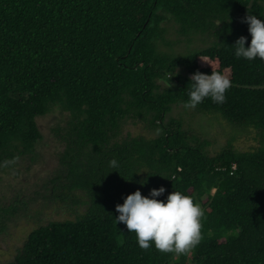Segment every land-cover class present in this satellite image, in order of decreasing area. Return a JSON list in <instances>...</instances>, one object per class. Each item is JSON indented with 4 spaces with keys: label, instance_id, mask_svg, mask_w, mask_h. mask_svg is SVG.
<instances>
[{
    "label": "trees",
    "instance_id": "trees-1",
    "mask_svg": "<svg viewBox=\"0 0 264 264\" xmlns=\"http://www.w3.org/2000/svg\"><path fill=\"white\" fill-rule=\"evenodd\" d=\"M248 14L264 19V0H0V173L18 179V159L30 171L51 144L38 124L50 114L57 159L49 175L1 196L0 237L35 205L75 211L36 225L2 264H264V61L234 55L240 37L250 43ZM166 20L218 41L171 55ZM212 71L232 82L226 102L191 110L248 130L255 147L234 149V131L210 156L189 119L169 115L189 98L188 75ZM128 120L154 135L124 134ZM160 187L158 200L180 191L205 212L191 252L142 250L114 220L128 195Z\"/></svg>",
    "mask_w": 264,
    "mask_h": 264
},
{
    "label": "clouds",
    "instance_id": "clouds-1",
    "mask_svg": "<svg viewBox=\"0 0 264 264\" xmlns=\"http://www.w3.org/2000/svg\"><path fill=\"white\" fill-rule=\"evenodd\" d=\"M251 37L248 47L246 37H240L234 45V55L247 61L257 58L264 61V19L248 14L244 20ZM191 88L185 109H195L205 99L222 105L226 102V93L232 87L228 75L212 71L211 74L194 73L190 77ZM110 167H118V161L109 162ZM143 173V172H141ZM146 181L141 182L143 186ZM215 190H212L214 193ZM165 188L152 189L148 196H142L139 190L128 195L123 204L115 207L118 215L116 224H123L129 233H135L137 245L142 250L154 247L161 253L186 254L194 250L202 241V227L205 212L192 196L173 191L166 200Z\"/></svg>",
    "mask_w": 264,
    "mask_h": 264
},
{
    "label": "rangeland",
    "instance_id": "rangeland-1",
    "mask_svg": "<svg viewBox=\"0 0 264 264\" xmlns=\"http://www.w3.org/2000/svg\"><path fill=\"white\" fill-rule=\"evenodd\" d=\"M162 28L165 29L164 37L168 40L170 47L163 48L162 50L169 52L174 56H183L192 51L201 50L211 46L214 42L218 41V38L210 36H201L199 34H180L177 32L178 26L173 21L166 20L161 23ZM166 40V41H167ZM201 60V59H200ZM199 60V61H200ZM198 61V62H199ZM201 66L208 65L204 60L201 62ZM179 75H187L186 70L183 67H177L176 72ZM188 77H191L188 75ZM161 87H165L163 82H160ZM171 117L179 118L184 116L189 119L191 127H194L196 134L202 137V139H207L211 143V146L207 148L208 154L214 156L219 153V151L225 147L227 140L234 134L235 142L233 143L234 149L238 151H247L255 147V141L253 134L247 131H240L235 128L234 125L226 123L220 115L216 116H203L201 114H196L192 110H185L182 106H174L172 113L169 114ZM55 115L50 114L49 116L38 119V124L40 126L43 134L50 137L51 144L49 147H41V157L36 161L34 165L31 166L30 171L26 173L25 168L29 164L27 160L18 159L15 163L16 170L20 173L18 179H14L13 176L6 175L5 173H0V200L1 196L6 195L11 196L13 191L25 187L28 185V181L34 184L35 179L41 176L49 175L53 170V167L57 165V159L55 156L49 154V150L54 147L53 136L50 134L49 129L54 125ZM191 121V122H190ZM131 133L132 135H144L146 137H151L154 135L144 124L138 123L133 125L130 120L124 125V134ZM203 134V135H202ZM37 149V150H38ZM51 153V151H50ZM13 171V170H12ZM25 171V173H23ZM40 185V183L38 184ZM34 185L29 186L33 188ZM27 187V186H26ZM11 190V191H10ZM30 192L26 190L25 194ZM5 202L8 201L10 197H4ZM55 204L48 207H38L35 205V210L28 215V218H23L13 224H9L6 233L0 237V264L4 262L12 261L16 255V249L20 248L23 240L26 238L28 233L38 224H46L47 221H63L65 219H72L75 216V211L67 212V207L65 210L63 208L53 207ZM37 209V210H36ZM41 211V215L37 211ZM82 212V210H79ZM78 212V213H79ZM77 213V212H76ZM77 213V214H78ZM42 219L41 222H38Z\"/></svg>",
    "mask_w": 264,
    "mask_h": 264
}]
</instances>
